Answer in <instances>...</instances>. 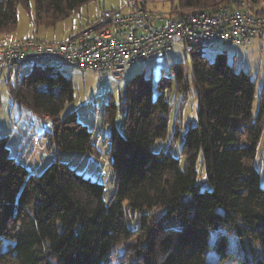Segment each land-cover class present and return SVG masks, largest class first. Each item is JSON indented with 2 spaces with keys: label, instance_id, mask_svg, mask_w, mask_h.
Listing matches in <instances>:
<instances>
[{
  "label": "trees",
  "instance_id": "trees-1",
  "mask_svg": "<svg viewBox=\"0 0 264 264\" xmlns=\"http://www.w3.org/2000/svg\"><path fill=\"white\" fill-rule=\"evenodd\" d=\"M33 1L36 23L51 27L91 0H0V37L17 31L19 5L31 12ZM145 1L129 5L144 9ZM242 1L254 10L252 4L260 0H178L172 14L217 11ZM202 46L190 52L192 73L179 61L171 66L172 76L156 85L136 75L126 85L121 107L112 99L106 103L107 154L117 183L110 202L104 200L103 183L59 155L41 174L31 173L12 156L9 136H0V264H110L121 244L126 252L120 264H213L211 250L221 260L232 257L222 228L234 232L246 253L241 264H264V186L256 166L264 91L254 115L256 82L235 70L226 53L210 60ZM188 84L194 87L198 112L184 136L182 167L171 149L155 151L154 145L168 132L171 91L188 90ZM7 86L15 102L52 119L47 136L55 152L95 153L93 133L77 112L61 117L75 87L58 66L32 64L18 84ZM119 111L123 132L117 127ZM178 128L175 137L181 134ZM200 158L210 188L199 182ZM130 210L141 214L136 226Z\"/></svg>",
  "mask_w": 264,
  "mask_h": 264
},
{
  "label": "rangeland",
  "instance_id": "rangeland-1",
  "mask_svg": "<svg viewBox=\"0 0 264 264\" xmlns=\"http://www.w3.org/2000/svg\"><path fill=\"white\" fill-rule=\"evenodd\" d=\"M264 1V0H262ZM130 0H91L80 7L71 17L59 21L55 26H42L36 23V7L32 2V9L29 12L25 6L19 5L18 29L7 38L9 41L16 40L22 36H32L45 41H64L75 35L82 27L94 20L103 9H123L131 11ZM146 7L153 11L172 14L177 11L178 0H147ZM3 38H0V40ZM204 55L214 60L218 53H226L228 63L233 65L235 70L247 72L252 80L256 82V98L253 105V114L256 115L259 108L261 94L264 91V35L254 38L248 44H234L218 42L203 45L201 47ZM183 61L187 65L189 73H192V55L181 44L176 45L172 50L154 61H141L129 66L123 77L115 78L110 71L99 72L89 68H78L68 64L59 66L62 73L71 77L74 82V100L67 103L61 117L70 112H77L79 121L87 124L92 131V141L96 144L95 153H82L60 151L50 147L47 132L52 131V119L40 117L27 107L15 102L9 88L8 82L16 85L31 71L32 63L27 62L13 68L7 67L0 71V136H9L8 148L17 161L22 162L31 173L41 174L50 163L59 155L63 161H69L71 166L77 168L81 173L99 180L105 185L104 200L110 202L116 193L117 183L114 178V171L111 166V158L107 154L110 150L109 124L104 123L105 105L113 100L119 107L127 98L126 85L130 79L142 74L150 78L154 85L161 77L172 76L171 66L175 62ZM181 87V86H180ZM181 87L179 90L173 88L171 91V111L169 114L168 132L165 138L158 139L154 150L171 149L173 154L180 158L181 166L185 165L186 156L182 151L184 136L190 123L197 122L198 101L195 98L193 85L188 84V90ZM189 92V96L185 94ZM117 127L123 132V113L117 114ZM175 125L178 128L179 137H175ZM264 127L263 134L258 148L256 166L261 169V184L264 186ZM199 182L203 189L210 188L205 179V168L200 158L198 163ZM127 205V203L125 204ZM162 211H159L160 214ZM157 213V212H156ZM140 213L129 211L131 224L136 226ZM228 239V247L232 257L221 260L216 250L210 251V259L213 264H241L240 259L246 256L241 252L239 242L234 232L228 228H222ZM218 232L214 235L215 241ZM126 245L121 244L113 254L114 259L110 264H120L121 257L125 254Z\"/></svg>",
  "mask_w": 264,
  "mask_h": 264
},
{
  "label": "built area",
  "instance_id": "built-area-1",
  "mask_svg": "<svg viewBox=\"0 0 264 264\" xmlns=\"http://www.w3.org/2000/svg\"><path fill=\"white\" fill-rule=\"evenodd\" d=\"M263 35L264 13L252 10L246 1L184 16L149 9H105L64 41L33 36L0 46V71L27 62L42 67L68 64L110 71L121 78L129 66L157 60L178 44L191 52L218 42L248 44Z\"/></svg>",
  "mask_w": 264,
  "mask_h": 264
},
{
  "label": "crops",
  "instance_id": "crops-1",
  "mask_svg": "<svg viewBox=\"0 0 264 264\" xmlns=\"http://www.w3.org/2000/svg\"><path fill=\"white\" fill-rule=\"evenodd\" d=\"M252 6L254 7V10L255 11H262L263 13H264V1H262V0H260L259 1V3H256V4H252ZM79 32V31H78ZM77 32V33H78ZM76 33V34H77ZM34 35H32V36H22L21 38H19V39H16V40H11V41H9V39L7 38V37H0V38H3V39H1L0 40V46H2V45H5V44H8V43H12V42H16V41H19V40H22V39H26V38H30V37H33ZM69 38V37H68ZM52 42H59V41H52Z\"/></svg>",
  "mask_w": 264,
  "mask_h": 264
}]
</instances>
